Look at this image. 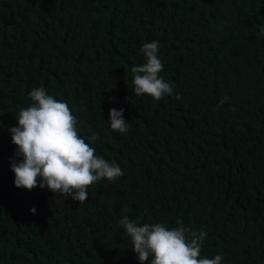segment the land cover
<instances>
[{
    "label": "trees",
    "instance_id": "16d2710c",
    "mask_svg": "<svg viewBox=\"0 0 264 264\" xmlns=\"http://www.w3.org/2000/svg\"><path fill=\"white\" fill-rule=\"evenodd\" d=\"M157 40L174 87L159 101L131 72ZM39 87L123 170L83 203L14 184L8 129ZM125 215L206 232L201 257L264 264V0H0V264H140Z\"/></svg>",
    "mask_w": 264,
    "mask_h": 264
},
{
    "label": "clouds",
    "instance_id": "9594fccd",
    "mask_svg": "<svg viewBox=\"0 0 264 264\" xmlns=\"http://www.w3.org/2000/svg\"><path fill=\"white\" fill-rule=\"evenodd\" d=\"M159 47L158 40L143 44L140 52L145 62L131 67L134 94H147L156 101L174 92L173 85L160 75L164 65L158 57ZM29 97L32 103L16 115L18 126L8 129L17 146V160L11 162L16 187L31 191L39 186L83 203L88 200L90 185L104 178L114 181L123 176L118 163L96 155L90 142L98 141V135L93 133L86 139L79 134L78 120L65 101L56 100L44 87L34 88ZM228 99L225 95L221 106ZM109 123L112 130L121 134L128 131L123 109H110ZM30 211L36 214L37 210ZM179 224L173 228L162 223L138 225L126 215L119 220V226L131 238V248L140 264L149 258L150 264H222V255L201 257L206 232Z\"/></svg>",
    "mask_w": 264,
    "mask_h": 264
}]
</instances>
